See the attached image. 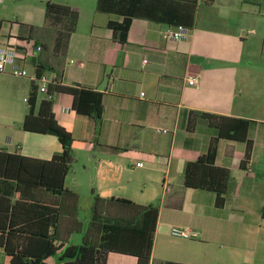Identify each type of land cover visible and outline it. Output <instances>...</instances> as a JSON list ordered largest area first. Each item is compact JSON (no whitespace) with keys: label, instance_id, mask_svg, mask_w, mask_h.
Here are the masks:
<instances>
[{"label":"crops","instance_id":"obj_1","mask_svg":"<svg viewBox=\"0 0 264 264\" xmlns=\"http://www.w3.org/2000/svg\"><path fill=\"white\" fill-rule=\"evenodd\" d=\"M40 1L45 7L47 0ZM180 1L147 0V4L158 15L162 10L156 6L171 11L189 7L190 0ZM58 3L79 12L69 45L59 54L62 59L43 50L45 35L35 34L36 26L29 20L21 23L23 32L18 34L11 24L16 21L0 18V46L13 43L22 52L24 39L35 38L43 49L25 60L31 73L40 66L41 73L56 75L59 84L103 93L100 123L74 108L72 93L53 95L56 118L74 136L71 168L81 159L87 171L77 184H87L91 190L90 219L96 194L126 197L139 204L156 202L159 214L149 264H264V0H197L194 23L179 39L166 33L185 26L138 14L125 43L114 37L108 24L123 16L99 10L98 0ZM31 24L35 27L30 31ZM191 75L197 83L189 82ZM18 77L24 84L27 108L14 120L0 121V149L49 159L62 151L57 135L22 126L29 108L25 98L34 86L36 109L47 94L41 91L40 81ZM183 109L254 120L248 130V155L246 140L218 138L204 117H194L188 127L182 121ZM213 142L216 164L230 169L221 205L215 191L184 184L187 161L205 153ZM71 168L65 186L76 196L54 194L43 187L31 189L42 199L62 205L58 235L65 244L74 243L75 233H82V242L90 221L80 218V196L67 183ZM4 188L0 181V193ZM109 204L113 213H127L120 202ZM173 224L192 227L193 236L172 235ZM3 255L11 264L4 248H0V264ZM49 259L59 264L58 255L46 258L47 263ZM137 262L131 253L110 251L107 257V264Z\"/></svg>","mask_w":264,"mask_h":264},{"label":"trees","instance_id":"obj_2","mask_svg":"<svg viewBox=\"0 0 264 264\" xmlns=\"http://www.w3.org/2000/svg\"><path fill=\"white\" fill-rule=\"evenodd\" d=\"M178 2L181 3L180 0ZM196 2L190 0L187 3L189 7L183 6L174 11L166 6H156L157 10H162L158 15L151 13L147 0H98V8L116 11L123 16L121 20H109L108 24L113 29L114 37L125 43L134 16L144 13L177 26L190 27L195 19ZM45 17V27H58L54 50L59 53L65 51L77 25L78 10L55 0H47ZM29 26L30 31L35 27L32 24ZM43 44L45 49L48 48L46 42ZM36 71L41 74L40 66L36 67ZM56 91L72 93L74 108L100 123L104 110L100 90L53 83L36 109L38 97L34 86L28 97L29 108L22 126L30 131L56 134L62 151L44 159L0 149V181L5 184L4 191L0 193V248H4L10 256L11 264H48L46 258L52 255H58L59 264H107L110 251L131 253L138 257L137 264H149L159 214L158 203L139 204L126 197L104 198L96 194L83 241L65 244L58 235L62 205L46 201L31 190L33 187H43L54 194L76 196L65 186V178L74 159V136L56 118L53 110ZM181 116L188 127L194 117L200 116L215 128L218 138L246 140L248 155L251 148L248 130L254 120L194 109H183ZM216 154L217 145L213 142L205 153L187 161L184 184L215 191L216 201L221 205L228 189L230 169L216 164ZM112 200L120 202L127 213H113L109 204Z\"/></svg>","mask_w":264,"mask_h":264},{"label":"rangeland","instance_id":"obj_3","mask_svg":"<svg viewBox=\"0 0 264 264\" xmlns=\"http://www.w3.org/2000/svg\"><path fill=\"white\" fill-rule=\"evenodd\" d=\"M56 2H61L62 0H55ZM44 3L40 0H2L0 2V18H6L14 26V31L18 34L23 32L22 24L29 20L36 27V33L38 36L45 35V41L48 44V48H44L46 52L53 55L54 59L61 57L59 52L55 51L53 48L54 37L57 33V26L51 28H43L45 25L44 16ZM6 21V24L10 23ZM28 21V22H29ZM35 32V31H33ZM29 69L31 66L29 65ZM24 84L20 78L10 72L0 71V121L14 120V116H21L27 108V102L24 101V95L22 94V89ZM12 116V117H11ZM83 161L81 159L76 160L71 168L68 178V185L75 186L79 196H80V218L87 223L90 219V188L87 184H77L79 179H83L84 175L87 177V171L82 168ZM84 171V172H83ZM86 186V187H85ZM82 233H75L72 241L74 243L81 242ZM2 264H9L5 255L1 257ZM6 262V263H5ZM49 264H54V260L49 259Z\"/></svg>","mask_w":264,"mask_h":264},{"label":"built area","instance_id":"obj_4","mask_svg":"<svg viewBox=\"0 0 264 264\" xmlns=\"http://www.w3.org/2000/svg\"><path fill=\"white\" fill-rule=\"evenodd\" d=\"M186 27H178L177 29L169 28L167 36L179 39L182 38L186 33ZM24 50L19 52L15 48L13 43H9L6 46H0V71L10 72L18 76H27L32 79H36L41 82V91H47L49 83H58L56 75L51 72H44L38 74L37 71L31 73L25 64V60L35 53L40 52L43 49V45L38 43L35 38H25ZM190 83H197L198 78L196 76H189ZM144 94V92H142ZM28 101V97L25 98ZM138 165H143L142 161L137 162ZM170 233L177 237H192L193 228L187 225L173 224L170 226Z\"/></svg>","mask_w":264,"mask_h":264}]
</instances>
